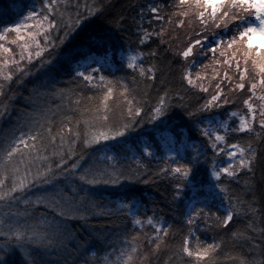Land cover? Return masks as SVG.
Returning a JSON list of instances; mask_svg holds the SVG:
<instances>
[{
  "label": "snow or ice",
  "instance_id": "6c2138e0",
  "mask_svg": "<svg viewBox=\"0 0 264 264\" xmlns=\"http://www.w3.org/2000/svg\"><path fill=\"white\" fill-rule=\"evenodd\" d=\"M67 7L68 0H41L38 7L34 5L31 8H27L25 5L15 13V22H9L0 30V41H7L8 44L15 45L18 49V53H14L12 47L5 46V43L0 42V57H3L0 59L2 81L13 79V72L5 71L8 65H13L20 76H26L34 58H41V65L53 63L50 54L47 59L44 58L46 51L59 48L73 32L77 31L81 26V21L86 20V17L79 11L75 16L66 12ZM79 7L80 5H77V8ZM84 7L87 9L88 16H94L103 12L105 4L94 2L84 5ZM172 7L180 10L166 15L162 14L164 8L162 3H148L146 7H140L139 18H134L133 21L138 46L122 50L119 55L124 67L132 70L134 74L131 77L133 84L136 83L137 75L141 81H152L156 79L159 69L156 63L146 65L143 58H155L158 54L157 48L168 44L169 40L173 39V36L169 35L168 25L173 23L177 27L184 25L183 19L174 21L173 16L188 17L192 15L199 20L201 25L207 26L211 21L216 28L221 26L227 28L229 24H232L236 29L238 35H234L227 43L228 49H233L235 46L230 57L222 62L215 60V63H223L231 68L232 62L235 61L234 67L238 82L228 91L246 89L250 93L242 101L245 112L233 110L228 113L230 119L237 118L234 121L235 127L230 126L227 120L220 121L216 125L209 122V126L205 128H199L197 125L200 134L207 138L209 147L215 153H225V149L220 147L221 144H227L229 149L226 155L232 158V163L219 167L214 157L211 170V176L216 180L214 187L223 194V200L215 211L212 210V205L204 204L202 207H197L194 201L190 205L191 211L186 216V223L189 226L195 224L197 219L202 218L209 227L215 225L218 228H226L241 212L250 213L255 218L258 211L255 207L254 194L250 200L244 199L231 192L228 185L222 182V177L224 179L235 178L241 170L253 173L258 158L257 150L253 147L251 139L245 143H241L239 140L227 143L226 138L229 133L254 134L255 137H260L264 132V0H178L177 4ZM25 9L27 10L25 11ZM145 17H147L148 27H145L144 24ZM125 20L126 18L121 16L110 23L119 28ZM156 24H159V30L156 29ZM190 25L191 21H189ZM150 28L151 30H149ZM61 29L63 34L59 35L58 39H53L52 31ZM10 34H14V38L9 40ZM196 35L199 36L200 33H196ZM38 37L43 38V44ZM153 37L159 41L157 48H151L147 52L143 51L140 46L146 45ZM255 37L260 38L259 44L254 43ZM109 39L110 37L106 35L99 37L88 35L85 42L102 45ZM202 39H207V37L204 36ZM200 45L201 39H190L182 49L175 50V55L182 57L184 61L180 79L192 88H198L201 92L208 93L209 87L203 83L205 77L199 71L194 75L192 72L195 63L192 58ZM170 47L171 45H169ZM210 51L215 52L216 48H212ZM81 55L83 54L81 53ZM108 55L106 52L105 56ZM220 55L224 56L225 52L222 50ZM68 59L70 60L72 57L69 56ZM201 67L206 69L208 65H201ZM81 68L84 70H79ZM100 68L101 66L85 67L80 62H77L76 65V76L81 77L82 82L101 90V95L87 97L88 101L96 100L97 103L90 107L86 105L80 108V101L77 100L76 111L79 112V116H62L59 122L54 118L56 113L49 109L29 113L20 126L21 130H18L19 135L13 131L3 141L5 147L0 150V203L7 205L10 201H19L25 206L43 205L50 210L51 216L49 218L48 213H42V218L32 223H29L27 219L31 213L26 212L15 214L25 217L23 221L10 220L6 223L3 218H0V237L4 238V243L0 245V264H10L7 257L17 248L23 249L31 245L45 249L63 246L66 233L71 235L68 232L66 221L77 217L85 218L84 201L86 196L80 195V192L84 190L78 189L74 184L66 186L67 190L65 187L57 185L34 198L22 199V194L30 186L53 185L54 176L66 174L70 170L75 174L79 161L72 163L69 168L65 157L76 156L78 142H82L84 148H88L100 144L101 141H114L117 138H123L133 129L138 118L145 112L146 91L141 93L143 99H138L133 94L136 90L130 89L124 79L114 82L104 75L94 76L93 73L100 72ZM219 75L220 73L214 68L211 79L215 80ZM223 78L229 82L233 80L228 71L223 73ZM246 79L248 80L247 85ZM4 87V83L0 82V96L4 94ZM146 87L150 88L151 85L148 84ZM214 87L215 91L204 104L197 106L194 111L187 112L189 117H193L195 112L232 103L228 96L224 95L225 90L219 82ZM58 91L61 94L65 93L64 89ZM177 95H179L178 92ZM171 99L169 89L165 88L156 97L155 104L151 105L147 112L149 122L156 121L166 115ZM254 100L258 103H254ZM257 125L261 131H257ZM81 126L83 131H81ZM22 129H26V131ZM193 152L196 155L186 163L183 162V158L177 159L175 155L166 157L158 171L152 173L154 176L171 177L175 181L174 197L180 195V189L185 187V182L192 178L194 165L199 156L196 149H193ZM142 153L147 157L153 156L152 145L145 144L142 147ZM101 156L99 161L79 173L78 178L84 184L118 185L121 181L139 179L144 175L140 169H147V166L141 163L140 157L135 159L137 168L126 170L119 163L121 159L119 155L102 153ZM142 182L148 183L149 181ZM246 187L248 192H252L250 184ZM18 193L20 195H17ZM133 208L136 211H133ZM123 209L127 210L126 215L132 217L133 228L139 226L140 229H143L148 226L153 229L151 234L143 233V240H146L147 244L151 246L149 250L151 254H156L162 247H168L167 238L172 228L171 224L164 226L160 222L162 217L158 218L155 215L145 214L143 217L138 215L139 205L134 194L126 193L120 200L116 211ZM246 227L257 231L252 228V220L248 221ZM259 231L262 234L261 238L264 239V228ZM192 233L193 229L189 227L187 235H184L179 245L175 246V251L165 261V264H173L172 257H175V261L180 264H183L185 260H188L190 264H217L216 255L222 242L203 243L199 237H195L193 246ZM177 234H179L178 231L171 233L173 237ZM231 235L252 240V237L247 236L244 232L233 231ZM140 236L141 234L137 232L129 240L126 235L124 238L125 247L118 251L115 259H110L108 255H105L97 264H137V261L138 264H148L149 252H143L144 245L140 242ZM254 246L259 247V245ZM92 258L93 261L96 260L95 253L92 254ZM235 259L239 260V264H264V259L260 261H248L245 257H236Z\"/></svg>",
  "mask_w": 264,
  "mask_h": 264
},
{
  "label": "trees",
  "instance_id": "16d2710c",
  "mask_svg": "<svg viewBox=\"0 0 264 264\" xmlns=\"http://www.w3.org/2000/svg\"><path fill=\"white\" fill-rule=\"evenodd\" d=\"M41 0H0V30L9 22H15V13L19 12L21 7L31 8L34 5L39 6ZM102 2L105 4L103 12L94 16H88L86 4ZM178 0H68L66 12L75 16L77 11L86 20L81 21V26L76 32H73L69 38L56 49H48L44 58L47 59L49 54L53 58L52 64H40L41 58H34L29 65V73L26 76H20L15 71L13 65H8L5 71L13 72L11 81L3 82L4 94L0 96V150L5 147L4 140L15 131L19 135L20 126L27 118V114L37 110L49 109L56 113L54 117L59 122L62 116L78 117L76 111V101H80V108L91 106L98 101H88L89 96L101 95V90L93 88L82 82V78L76 76L77 62L83 63L85 67L101 66L100 72L93 73L94 76L104 75L114 82L124 79L130 89H135L133 93L138 99H143L141 93L147 92V103H144L145 112L138 118L136 125L123 138H117L114 141H101L98 145H92L84 148L82 142H78L76 147V156L65 157L67 166L70 168L72 163L79 161V166L75 174L70 170L68 173L54 176L53 185H35L30 186L22 194V199L35 197L53 186L65 187L76 185L78 189H83L80 195H85L84 206L86 208L85 218H74L66 221L68 232L66 233L62 247H49L47 249L31 245L23 249L17 248L10 256L7 257L10 264H97L103 256L108 255L110 259H115L118 251L125 247V236L130 237L137 232L141 234L140 242L143 243V252H149L148 264H165V261L171 257L175 251V246L179 245L184 235H187L188 228L193 229L192 244H195V237H199L203 243L222 242L221 248L216 255L217 264H239L236 257H245L248 261H260L264 259V239L259 229L264 228V132L260 137L254 134L229 133L227 143H234L239 140L245 143L252 140L253 147L257 150L258 158L254 165L253 173L241 170L235 178L224 179L231 192L250 200L255 195V207L258 209L255 218L246 212H241L235 216L230 225L226 228H218L215 225L209 227L202 219H197L196 223L189 226L186 223V216L191 211L190 205L195 201V206L202 207L204 204L212 205L215 211L223 200V194L218 188H215V178L211 176L213 158L219 167L227 165L226 152L229 150L227 144H221L220 147L225 149L224 154H217L207 143V138L200 134L199 128L213 125L220 121L227 120L230 126L235 127L234 121L237 118H228V113L233 109H239L245 112V106L242 101L250 93L247 90L228 91L238 82L235 67L229 68L228 65L216 64L215 60L223 61V57L215 51L212 52L211 44L220 38L230 39L238 35L236 29L229 24L227 28L202 29L200 35H195L201 39V45L194 52L195 63L192 67L193 75L202 69L204 61L211 58L214 62V68L220 75L212 80L213 71L203 70L210 82L209 92H201L198 88H192L185 81L180 79L181 70L184 66L182 57L175 55L176 49H182L186 46V40L180 38L183 26L177 27L175 23L168 25L169 35L173 39L168 44L161 45L157 48L159 41L153 37L146 45L140 46L143 51L147 52L151 48H157V56L144 57L143 62L156 63L159 71L156 79L152 81H141L136 76V83L133 84L131 77L134 75L132 70L126 69L121 61L119 53L122 50L135 48L138 46L135 32L134 18H139L140 7H146L148 3H162L164 8L162 14L171 15L180 9L172 7L177 4ZM77 5H80L77 8ZM27 9H25L26 11ZM210 11V9H209ZM219 15V14H218ZM125 17V22L118 28L110 21L119 17ZM183 19L184 24L189 21L199 22L194 16L188 17L173 16V20ZM145 27H148L147 17H145ZM159 30V24H156ZM151 30V28L149 29ZM63 31L54 30L51 35L53 39H58ZM88 35L97 37L106 35L110 37L104 44H94L85 42ZM206 36L207 39H202ZM14 38V34L9 35V40ZM43 44V38L38 37ZM167 40L168 37L166 36ZM5 46L12 47L14 53H18L15 45L8 44ZM169 45L171 47L169 48ZM235 48V46H234ZM165 49H168L167 51ZM232 49L225 54L230 56ZM109 55L106 57L105 53ZM81 53L83 55H81ZM71 56L72 59H68ZM18 58V56H17ZM86 58V59H85ZM3 59V57H0ZM242 66L243 63L241 62ZM79 70H84L83 68ZM228 71L233 80L229 82L223 78V73ZM203 74V73H201ZM19 81V82H18ZM219 82L224 88V95L232 103L221 105L220 107H211L206 111L195 112L193 117H189L187 112L194 111L197 106L204 102L215 91L214 85ZM247 85L248 80H245ZM150 84L148 88L146 85ZM169 89L172 99L169 110L166 115L156 121L149 122L147 112L151 105L155 104L156 97L165 89ZM64 89L65 93L61 94L58 90ZM70 90V91H69ZM177 92L179 95H177ZM39 93V95H37ZM183 97V99H181ZM254 103H258L254 100ZM142 121V122H141ZM25 130L26 129H22ZM81 131L83 128L81 126ZM223 131V129H220ZM257 131H261L257 125ZM145 144L152 145L154 155L151 157L144 156L142 147ZM199 153L194 165L192 178L185 182V187L180 189V195L174 197L173 179L171 177L154 176L153 172L163 165L166 157L176 156L177 159L183 158V162H188L190 158ZM102 153L117 154L121 157L119 163L127 169H135L136 157L141 158V163L147 166V169L141 168L144 175L136 180L121 181L118 185L97 184L87 185L79 180L78 176L84 168L99 161ZM147 180L148 183L142 181ZM10 183V181H9ZM250 184L252 192L247 191L246 185ZM126 193L134 194L135 200L139 205L138 215H155L162 217L160 221L164 226L172 225L170 234L167 238L168 247H162L156 254L150 253V247L146 240H143V233H152L151 227L145 226L140 229L139 226L133 228L132 217L126 215L127 210L116 211L120 200ZM17 195H20L19 193ZM131 198V197H130ZM94 205V206H93ZM227 206V205H225ZM133 211H136L133 208ZM31 213L27 218L29 223L40 220L42 213L51 212L43 205L25 206L19 201H10L7 205L0 203V218L5 222L10 220H21L25 217L16 216V213ZM249 220H252L253 231L246 227ZM178 231L175 237L172 232ZM233 231L244 232L251 236L252 240L242 237H232ZM154 239V237H153ZM254 242V243H253ZM4 243V238L0 237V245ZM254 245H259L255 247ZM96 254V260L93 261L92 254ZM173 264H180L172 257ZM138 264V261H137ZM183 264H190L185 260Z\"/></svg>",
  "mask_w": 264,
  "mask_h": 264
},
{
  "label": "rangeland",
  "instance_id": "374dc122",
  "mask_svg": "<svg viewBox=\"0 0 264 264\" xmlns=\"http://www.w3.org/2000/svg\"><path fill=\"white\" fill-rule=\"evenodd\" d=\"M210 11H211V9H210ZM213 28H216V27H214L213 25H212V22L211 21H209V24L207 25V26H205V25H201L199 22H195V21H191V25L189 26V23L188 24H184L183 25V28H182V31H181V33H183V34H181V37L180 38H182V39H185L186 40V44H187V42L190 40V39H198L195 35H196V33H199L200 31H202V29H210V30H213ZM221 41H223L224 43L223 44H221L220 42ZM230 41V39H227V38H224V39H220V38H217V40L215 41V42H213L212 44H211V46H213L212 48H216V52L219 54V56H221L220 55V52L223 50L225 53L226 52H228L230 49H228L227 48V43ZM254 43H256V44H259L260 43V38L259 37H255L254 38ZM217 45H219V47H217ZM234 50V48L232 49V51ZM231 51V52H232ZM223 57V60H225V59H227V58H229L230 56H228V55H224V56H222ZM208 60H207V62H205L204 61V65H208V67L205 69V68H202V69H198V71H203V70H209V71H213V69H214V62L212 61V59L211 58H207ZM233 63V66L235 65V61H233L232 62ZM201 73H203L202 75L203 76H207L206 74H205V71L204 72H201ZM207 80H209L208 78H205L204 80H203V83L205 84V86L206 87H210L209 85H210V82L209 81H207ZM223 88V87H222ZM258 102V101H257ZM233 110H237V109H233ZM232 110V111H233ZM239 110V109H238ZM229 118V117H228ZM227 164H230V163H232V158H230V157H228L227 158Z\"/></svg>",
  "mask_w": 264,
  "mask_h": 264
}]
</instances>
